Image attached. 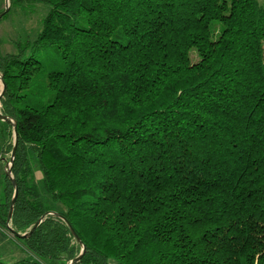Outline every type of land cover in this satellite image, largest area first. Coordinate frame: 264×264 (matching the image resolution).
Returning <instances> with one entry per match:
<instances>
[{"label":"trees","instance_id":"trees-1","mask_svg":"<svg viewBox=\"0 0 264 264\" xmlns=\"http://www.w3.org/2000/svg\"><path fill=\"white\" fill-rule=\"evenodd\" d=\"M41 1L0 47V225L43 218L0 264H264V5Z\"/></svg>","mask_w":264,"mask_h":264},{"label":"rangeland","instance_id":"rangeland-1","mask_svg":"<svg viewBox=\"0 0 264 264\" xmlns=\"http://www.w3.org/2000/svg\"><path fill=\"white\" fill-rule=\"evenodd\" d=\"M259 2L264 5V0H259ZM49 8V5L41 0H0L1 50L3 52H14L16 50L15 42L19 38H32L37 35L41 29V21L46 16ZM191 56L193 60H197L198 58L195 50L192 51ZM0 84L2 89L3 83L0 82ZM2 123L0 122V137L4 138L7 134V129H10V127H6V122ZM12 130L14 136L12 143L14 145V127H12ZM11 168V153L9 152L7 153L6 161L0 165V190L2 189L3 176ZM10 174L13 176L12 171ZM34 182L40 185V173L38 170H35ZM54 206L56 208L60 207ZM7 227L0 225V259L6 262H14L24 258H33L31 252L26 250L19 240L14 238L13 233L10 231V224ZM111 264L118 263L112 260Z\"/></svg>","mask_w":264,"mask_h":264},{"label":"water","instance_id":"water-1","mask_svg":"<svg viewBox=\"0 0 264 264\" xmlns=\"http://www.w3.org/2000/svg\"><path fill=\"white\" fill-rule=\"evenodd\" d=\"M0 16H1V15H0ZM2 83H3V87H2V91H1V93H0V98H1V96L3 95V93H4V91H5V88H6L4 82H2ZM0 119H3V120H5V121H8V122L12 123V124H13V127H14L15 140H14V145H13L12 152H11V164H12V163H13L14 156H15V153H16L17 144H18V137H17L16 124H15V122H14L12 119L8 118L7 116H5L4 114H2L1 112H0ZM10 173H11V169H9V171L7 172V175L10 177V179H11L13 185L15 186V193H14V196H13V199H12L11 208H10V212H9V215H8V220H10L11 217H12L13 207H14V204H15V202H16L17 195H18L17 182H16V180L14 179V177H13ZM49 213H50V214L59 215L60 217H63L62 215H60V214H59L58 212H56V211H50ZM42 218H43V217H41V218L35 223V225L32 227V229H31L29 232H26V233L20 234V233H17V232H16L13 228H11V227H10V231H11L13 234H16V235L21 236V237L28 236V235H30V234L33 232V230L38 226V224L41 222ZM63 218L65 219V217H63ZM70 228H71V230H72V233L77 237V234H76L75 230L73 229V227L70 226ZM84 252H85V248H83L82 252H81V253H80L75 259H73V260L71 261L70 264H73V263L77 262L78 260H80V258L83 256V253H84Z\"/></svg>","mask_w":264,"mask_h":264},{"label":"crops","instance_id":"crops-1","mask_svg":"<svg viewBox=\"0 0 264 264\" xmlns=\"http://www.w3.org/2000/svg\"><path fill=\"white\" fill-rule=\"evenodd\" d=\"M0 112H1V110H0ZM0 122L1 123L5 122V120L0 119ZM6 127H7V125H6ZM3 142H4V138L0 137V165L3 164L6 161V156H7V154L3 150Z\"/></svg>","mask_w":264,"mask_h":264}]
</instances>
